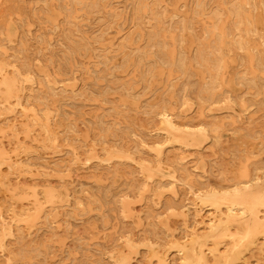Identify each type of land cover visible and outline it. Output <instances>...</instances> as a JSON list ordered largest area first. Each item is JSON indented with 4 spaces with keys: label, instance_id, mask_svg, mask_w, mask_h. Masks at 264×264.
<instances>
[{
    "label": "rangeland",
    "instance_id": "rangeland-1",
    "mask_svg": "<svg viewBox=\"0 0 264 264\" xmlns=\"http://www.w3.org/2000/svg\"><path fill=\"white\" fill-rule=\"evenodd\" d=\"M192 192L241 204L240 229L188 239L212 202ZM180 244L264 264V0H0V264Z\"/></svg>",
    "mask_w": 264,
    "mask_h": 264
},
{
    "label": "bare ground",
    "instance_id": "bare-ground-1",
    "mask_svg": "<svg viewBox=\"0 0 264 264\" xmlns=\"http://www.w3.org/2000/svg\"><path fill=\"white\" fill-rule=\"evenodd\" d=\"M102 1V0H101ZM167 1V0H166ZM227 2V1H226ZM258 2V1H257ZM168 3V2H167ZM170 5V3H168ZM261 5V4H260ZM193 5H191V8H192ZM207 6V5H206ZM130 10V9H129ZM42 11V10H41ZM24 13V10L22 11ZM25 15H27L26 13H24ZM22 15V14H20ZM22 17V16H21ZM62 18V17H60ZM124 18V17H123ZM129 19V18H128ZM167 19V18H166ZM13 20V19H12ZM15 20V19H14ZM58 20V19H57ZM189 20V19H188ZM5 21V20H4ZM31 21V20H30ZM129 21V20H128ZM3 22V21H2ZM1 22V23H2ZM15 23V22H14ZM89 23V22H88ZM228 25V24H227ZM162 27V26H160ZM199 27V26H198ZM227 27V26H226ZM142 28V27H141ZM148 28V27H147ZM20 30V29H19ZM21 31V30H20ZM145 34V33H144ZM193 35V34H192ZM89 36V35H88ZM91 38V37H90ZM118 38V37H117ZM195 39V38H194ZM260 39V38H259ZM118 40V39H117ZM157 40V38H156ZM146 41V40H145ZM15 42V40L13 41ZM25 42V41H24ZM144 42V41H143ZM36 44V43H35ZM113 45V44H112ZM114 46V45H113ZM38 47V46H37ZM107 47V46H106ZM193 49V48H192ZM153 50V49H152ZM192 52V51H191ZM193 53V52H192ZM32 55V54H31ZM191 55V54H190ZM192 57V55H191ZM35 58V57H34ZM155 58V57H154ZM28 59V58H27ZM97 59V58H96ZM152 60V59H151ZM54 61V59H53ZM78 62V61H77ZM238 63V62H237ZM192 64H194V62L192 61ZM239 64V63H238ZM229 65V64H228ZM194 66V65H193ZM49 67V66H48ZM203 69V68H202ZM137 71V70H136ZM91 72V71H90ZM129 72V71H128ZM230 72V71H228ZM208 74V73H207ZM207 77V75H206ZM2 78V77H1ZM235 78V77H234ZM164 79V78H163ZM209 80V79H208ZM208 82V81H207ZM205 83V82H204ZM242 85V84H241ZM22 86V85H21ZM203 86V85H202ZM26 87V86H25ZM77 87V86H76ZM142 87V86H141ZM251 87V86H250ZM139 90V89H138ZM85 91V90H84ZM254 91V90H253ZM223 92V91H222ZM19 96V95H18ZM17 96V97H18ZM115 98V97H114ZM142 103V102H141ZM141 106V105H140ZM139 107V106H138ZM140 108V107H139ZM9 117V116H8ZM214 126V125H213ZM3 127V126H2ZM49 127V126H48ZM137 130V129H136ZM206 133V132H205ZM209 134V132L207 133ZM206 135V134H205ZM210 135V134H209ZM125 141V140H124ZM146 144V142H145ZM157 144V143H155ZM180 146V145H179ZM198 150V149H197ZM187 151V150H186ZM98 154V152H97ZM76 157V156H75ZM186 162V161H185ZM175 166V165H174ZM180 168V166H178ZM176 167V168H178ZM162 168V167H161ZM175 168V167H174ZM175 168V169H176ZM251 170V169H250ZM61 172V171H60ZM176 172V171H175ZM107 173V172H106ZM141 175V181H142V185H145L146 183V176L143 175L142 173H140ZM113 175V174H112ZM249 175V174H248ZM250 176V175H249ZM178 177V176H177ZM253 177V176H252ZM251 177V178H252ZM177 179V178H176ZM178 180V179H177ZM229 180V179H228ZM154 181V180H153ZM152 182V181H151ZM153 183V182H152ZM150 183H148L149 185ZM174 184V183H173ZM244 185V183H243ZM251 185V184H250ZM217 188V187H216ZM214 190V189H213ZM216 191V190H215ZM193 195L196 193V192H192ZM192 195V196H193ZM176 196V195H175ZM197 200L199 199V201H201L202 199H210L212 202H211V207L208 208L210 210H208L207 214L206 215H200V212L202 211V208L200 209H194L193 210V215L194 216H198V219H196L191 226V232H190V236L191 237H188V239H194V241L196 243L199 244V232H198V227L199 229L203 230H212L213 228H215L218 224L220 223H226L228 224V226H232L234 228V230H239L240 227H241V221L243 220L244 217H247L246 214H247V209H245L241 204L239 203H229L228 200H220L219 198H214L213 196H209V195H203L201 194L200 192L199 193H196L195 196H194ZM193 197V198H194ZM145 198V197H144ZM180 198V197H179ZM182 198V197H181ZM161 199V198H160ZM156 200V199H155ZM194 200V199H193ZM192 200V201H193ZM83 201V200H82ZM196 202V201H195ZM194 203H191V207H192V204L194 205ZM24 205V204H23ZM27 206V205H26ZM188 206V205H187ZM196 206V205H194ZM190 207V208H191ZM198 208V206H196ZM200 207V206H199ZM47 208V207H46ZM194 208V207H193ZM192 208V209H193ZM187 209L189 210V206L187 207ZM25 210V209H24ZM187 210V211H188ZM19 212V211H18ZM17 212V213H18ZM25 212V211H24ZM44 214V213H43ZM189 215V214H188ZM234 215H239V219H236L237 217H234ZM48 217V216H47ZM12 218V217H11ZM42 218V216H41ZM46 218V216H45ZM186 219V218H185ZM190 220V219H189ZM188 221V219H187ZM47 222V221H46ZM186 222V221H185ZM40 223V222H39ZM53 224V223H52ZM188 226V225H187ZM198 226V227H197ZM30 227V226H29ZM28 227V228H29ZM48 227V226H47ZM227 228V227H226ZM225 228V229H226ZM25 229V228H24ZM36 229V228H35ZM34 229V230H35ZM190 229V228H189ZM155 230V229H154ZM31 231V230H30ZM29 231V233H30ZM12 232V231H11ZM10 232V233H11ZM203 232V231H202ZM216 232V231H215ZM53 233V232H52ZM241 233V232H240ZM213 234V233H212ZM128 237V236H127ZM132 237V236H131ZM126 238V237H125ZM262 238V237H261ZM259 238V239H261ZM258 239V238H257ZM169 240V239H168ZM187 240V239H186ZM236 240V239H235ZM188 241V240H187ZM135 242V241H134ZM139 242V241H138ZM141 242V241H140ZM151 242V241H150ZM169 242V241H168ZM207 242V241H206ZM235 242V241H234ZM186 243V242H185ZM209 243V242H208ZM226 243V242H225ZM182 244V243H181ZM179 245L177 247V249L175 250V253H176V257L175 259L173 260H177V264H191V263H200V264H203L205 262L202 261V258H203V255H204V250L202 248H200L199 246V249H198V252L195 253V254H190L186 248L184 247V245ZM195 244V243H194ZM212 245V244H211ZM208 246V245H207ZM225 251V250H224ZM145 252V251H144ZM223 252V251H222ZM243 252V251H242ZM207 253V252H206ZM210 253V252H209ZM148 254V253H147ZM170 256V255H169ZM147 257V256H146ZM128 258V257H127ZM126 258V259H127ZM162 260V259H161ZM166 260V259H165ZM172 261V260H171ZM154 262V261H153ZM176 262V261H175ZM209 262V261H208ZM13 264V263H12ZM26 264V263H25ZM153 264V263H152ZM155 264V263H154ZM170 264V263H169ZM176 264V263H175ZM253 264V263H252Z\"/></svg>",
    "mask_w": 264,
    "mask_h": 264
}]
</instances>
